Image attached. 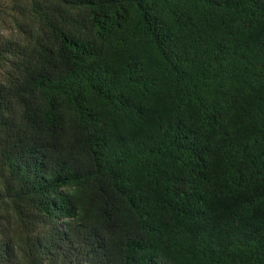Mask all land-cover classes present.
<instances>
[{
	"label": "trees",
	"instance_id": "trees-1",
	"mask_svg": "<svg viewBox=\"0 0 264 264\" xmlns=\"http://www.w3.org/2000/svg\"><path fill=\"white\" fill-rule=\"evenodd\" d=\"M0 264H264V0H0Z\"/></svg>",
	"mask_w": 264,
	"mask_h": 264
}]
</instances>
